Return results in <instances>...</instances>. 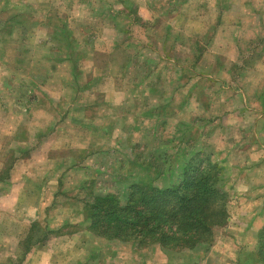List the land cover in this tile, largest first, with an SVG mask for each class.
Masks as SVG:
<instances>
[{
    "label": "rangeland",
    "instance_id": "rangeland-1",
    "mask_svg": "<svg viewBox=\"0 0 264 264\" xmlns=\"http://www.w3.org/2000/svg\"><path fill=\"white\" fill-rule=\"evenodd\" d=\"M29 4L21 7L27 16ZM51 7L33 13L40 23L47 11L62 14L52 20L54 47L66 46L68 31L82 39L84 56L75 75L67 64L38 68L41 76L21 80L0 70V208H41L19 238L0 239V264H26L36 250L56 252L60 238L90 232L92 196L124 194L134 183L178 184L198 153L221 169L227 196L228 220L212 241L178 253L97 236L101 242H85L98 258L88 264H261L264 0H54ZM227 41L234 44L228 52L213 48ZM33 82L51 84L53 104L35 105L37 95L25 89ZM53 110L66 112L65 119ZM27 157L31 162L18 169L32 170L35 181L16 183L25 193L17 201L2 197L16 187L6 182L14 164ZM54 171L57 181L44 183ZM258 222L263 226L255 232ZM1 227L8 235L19 229L14 221Z\"/></svg>",
    "mask_w": 264,
    "mask_h": 264
},
{
    "label": "trees",
    "instance_id": "trees-1",
    "mask_svg": "<svg viewBox=\"0 0 264 264\" xmlns=\"http://www.w3.org/2000/svg\"><path fill=\"white\" fill-rule=\"evenodd\" d=\"M220 174L209 156L198 153L188 161L181 181L170 188L134 183L124 194L92 196L86 205L88 230L100 238L133 242L138 247L194 251L211 242L216 228L228 220ZM258 238L256 256L264 264V227Z\"/></svg>",
    "mask_w": 264,
    "mask_h": 264
},
{
    "label": "crops",
    "instance_id": "crops-1",
    "mask_svg": "<svg viewBox=\"0 0 264 264\" xmlns=\"http://www.w3.org/2000/svg\"><path fill=\"white\" fill-rule=\"evenodd\" d=\"M0 3V47L2 46L6 48V50L0 48V54L5 55V57H2V60H0V70L4 71L5 75L8 72H11L15 74V76H12L14 79H20L24 76L39 77L42 74L40 75L39 71L37 70L38 68H46L48 71L50 65V70L53 71L56 65L58 66L65 64L69 65L71 71H74L75 75V70L78 69V62L80 63L84 56L81 48H79V45L82 42H78V40L82 39H77L67 31L68 36H70V40H66V46L63 45L61 48L54 47L56 33L54 34V25H52V20L56 18H63L62 14L60 12H56V10L52 12L47 11L43 16V21L41 23L39 22L37 15L34 14L39 12L38 9L40 7H51V4H54V0H47V2L44 0H30V2L21 0H0ZM23 3H30L29 5L32 6L34 13L32 12L31 16H27L22 12L21 7ZM7 6L9 7L6 8ZM235 22L242 24L240 20H236ZM51 28L52 30L50 31ZM224 34L225 32L222 31L220 32L219 36L222 37ZM227 42V44H220L217 42L213 48H216L218 53L223 54L224 51L228 52L230 48L233 49L234 44L231 41ZM115 45L116 44H114V46ZM220 46H222L221 49H219ZM113 48H111L110 51H112ZM58 51H65L66 58H57L56 52ZM83 62L82 63L85 65L86 61ZM24 72L31 73L28 75ZM44 86H46V88ZM5 87H10L9 81L5 83ZM25 89L31 93L34 91L35 95H37V98L33 100L35 105L40 103L49 104L50 101L53 104L54 100H56L55 96L50 95V93L47 91V89H52L51 84L48 82H33L29 87L25 86ZM18 92L19 91L15 93L17 96L15 99H18L17 102L22 101ZM41 92L46 93L47 95H45L44 98H40L38 93ZM236 96L241 97L239 95ZM71 99L74 101V97L66 96V102H70ZM192 101H194V99H192ZM31 105L33 104L31 103ZM53 112L55 114L59 113L55 110H53ZM54 113H52L53 116H55ZM59 114L62 115L61 120H64L66 112L65 114L61 112ZM70 118L71 117L69 116L66 120H69ZM82 131L83 128H81V132ZM62 135L63 134H61L59 131L54 135V137L56 140H58L60 137H62ZM25 145L32 144L31 142H28V144L25 143ZM50 146L51 144H49V147ZM31 159V157H27L18 160L14 164L11 175L9 179L6 180V182L11 180L12 183L14 182L13 184H15L16 187H14V189H12L10 192L5 193V196L2 197L6 199L13 197L17 201L18 198H22L24 196L25 193L22 191L23 184H26L28 181L33 182L35 179L33 178L32 170L29 172L20 173L18 168L22 167L23 163H25V165L30 163ZM46 177L47 180L44 183L55 180L57 181V177H59V175L58 172L54 171L53 173H47ZM20 182H23V184L16 185V183ZM39 190L40 189L36 187L34 191ZM32 192L33 191H30V195H32ZM40 211L41 208L39 205L26 206L23 208L22 206L16 204L13 206V210L10 209V207L6 208L5 206L0 208V239H2L3 242H8L12 239L19 238L23 234L24 230H26L30 225V223L32 224L40 219ZM12 221L17 224L19 229L17 230L18 232L8 235L6 228H2L1 225H3V223H11ZM67 223L69 222L65 220L64 224ZM262 226L263 223L258 222V226L253 230L257 232ZM97 239H99V242L102 241L100 238L87 231L77 232L72 235L68 234L66 235V238L62 237L57 241L58 244L61 243L60 250L58 249L56 252L52 251V248L36 250L27 257L26 264H88L89 261L96 262L98 259L97 256L90 254L91 252L89 253L88 249H86L85 242H88V240L91 242H96Z\"/></svg>",
    "mask_w": 264,
    "mask_h": 264
}]
</instances>
